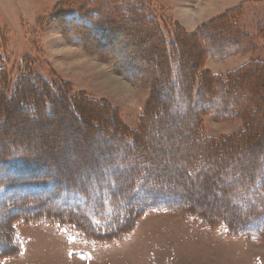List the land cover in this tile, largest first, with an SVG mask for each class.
<instances>
[{"label":"rangeland","instance_id":"rangeland-1","mask_svg":"<svg viewBox=\"0 0 264 264\" xmlns=\"http://www.w3.org/2000/svg\"><path fill=\"white\" fill-rule=\"evenodd\" d=\"M127 8L144 11L160 20L161 29L176 35L184 81L189 79L188 72L206 86L212 83V75L229 77L232 82L252 86L244 90L248 96L257 80L264 78V0H0V92L12 95L28 69L33 77L64 85L78 109L75 114L65 101L53 99V109L60 112L50 118V113L42 110L45 116L34 118L22 104L4 100L0 104V150L22 147L38 154L33 172L42 173L44 179L56 173L81 186L91 193V206L114 185L123 187L135 175L148 181L150 191L137 196L116 193L121 197L120 208L158 200L166 187L172 191V199L186 203L182 210H142L130 232L111 242L87 239L82 232L51 220L18 221L14 234L18 253L0 257V264H264V221L255 220L247 232L237 236L221 221L222 215L229 213L237 225L240 223L242 214L235 211L228 197L231 181L239 177L241 166L247 170L264 155V114L259 102L251 99L249 113L255 106L259 111L256 126L261 129L254 141H261V146L236 152L227 168H219L216 174L207 172L203 181L199 177L184 180V155L193 151L190 123H185L183 112L186 102L181 94L170 93L172 81L165 75L170 73L168 60L162 39L154 34L155 27L144 23L145 19H126ZM91 22L99 29L114 24L120 31H111L106 40L109 44L103 46L105 42ZM84 28H90V33ZM209 36L217 38L216 45L210 44ZM126 76L158 83L154 88L155 113L160 127L149 123L154 130L139 144L115 139L112 133L121 134L118 126L123 124L131 129L141 127L153 104L149 82L134 83ZM259 92L263 96V90ZM166 93L169 95L164 97ZM204 96L201 94L197 113L206 137L232 140L248 132L242 116L219 120L209 114L208 95ZM146 155L152 157L150 162L143 159ZM154 177L162 184L153 181ZM4 179L0 175V181ZM249 204L257 206L250 199ZM33 207L15 212H37ZM98 208L110 213L103 206ZM208 213L209 223L215 225L212 228L200 220ZM129 226L128 222L124 230Z\"/></svg>","mask_w":264,"mask_h":264},{"label":"trees","instance_id":"trees-1","mask_svg":"<svg viewBox=\"0 0 264 264\" xmlns=\"http://www.w3.org/2000/svg\"><path fill=\"white\" fill-rule=\"evenodd\" d=\"M125 12L126 14L124 17L126 19L130 21V17L132 20L145 19L143 20L144 23L147 21L152 27H155H153L155 30L154 34H156L160 40L162 39L161 41H163L165 47L166 54L162 53L160 49L161 55L164 57L165 54L168 60L167 67H169L170 73L167 72L165 75L172 81L170 93L181 94L182 99L186 102L184 107L185 111L183 110V112L186 114L185 123H190V126H188V135L191 137L190 146L193 151L184 155L186 160V163L182 166L184 180L188 181L199 177L201 181H203L207 172L216 174L221 169L227 168L232 156L235 155L236 152L239 153L240 150H249L250 148H252V151L258 149L261 146L259 144H262V142L258 141V144H255L254 139L257 134L256 132L261 129L256 126L259 111L255 106V109H252L253 113H249V103H251V99H253L254 102H259L261 115L264 114V78H259L257 80L254 84V91L248 96L246 93L244 94V90H250L252 86L243 85L238 81L232 82L229 77L223 79L220 75H212V83L206 86L203 81L194 77L192 72H188L189 79L184 81L185 73L181 69L176 35L172 32L169 34L165 32L164 29L159 27L158 23L160 20L152 16H147L142 10H135L132 12L131 9L127 8ZM81 24L82 26L87 25L85 23ZM90 25L91 28L99 30L98 37L101 41L105 42L103 44L101 43L103 46L104 44L105 46L109 44L106 40H108V35H110L111 31H120V29L114 28V24L110 23L107 25H111L113 30H111L112 27H109V29H99L96 26L97 24L93 22H91ZM85 30H87V32H85ZM228 30L234 35L231 28ZM83 31L87 34L90 33L91 29L84 28ZM208 39L211 45H216L218 42L215 36H209ZM160 47H162V45ZM154 52L156 51L154 50ZM215 55L220 56L221 54L215 53ZM176 69H178V72L174 77V70L176 71ZM25 71L26 73L22 74V78L19 79L15 87V92H13L12 95L8 94L7 96V94L0 92V104L4 102V100L22 104L26 110L28 109L27 113L29 112L30 116L34 118L45 116L42 110H47L51 115L49 117L52 118L55 114L57 115L60 112L58 109H53V99H55L58 103L62 104L65 101L64 105L68 107L70 111L75 114L78 113V109L74 106V102L70 95L67 94L64 85L59 82L51 84V82L47 80L33 77L30 75L28 69H25ZM126 78L134 83L138 82L144 84L149 82L153 96V104L150 106L149 111L144 114L140 123L141 127L138 129H131L126 124H123L124 126L122 125V127L118 126L121 134H117L114 130L112 131L115 139L122 141L126 140L125 142L128 141L135 144L141 141L144 142V138L148 137V132L154 130L149 126V123L154 122L157 127H160V120H158V115L155 113L156 98L154 88L158 83L150 79L134 80V78H128L127 76ZM260 89L263 90V96L262 93L259 92ZM235 92L237 93L236 95ZM5 93H7L6 90ZM183 94L185 98H183ZM201 94L203 97H205V94L208 95L206 98L209 114L219 120L242 116L246 119L248 132L232 140H228L227 138L219 140L206 137L198 117L199 114L197 113ZM168 95L169 93H166L164 97ZM24 100H27L29 103L24 104ZM216 102L220 103L218 107L214 106ZM251 104H253V102ZM29 105H31V108H29ZM52 112H54V114ZM162 114H164L163 116L167 115L164 108L162 109ZM159 131V128L155 130V140L159 138ZM263 139L264 134L262 140ZM151 158L150 155L143 157V159H146L148 162H150ZM38 160V154L34 155L22 147L12 151L7 149L0 150V175L5 177L4 180L0 181V211L2 212H0V257L2 258L18 253L17 240L14 235L15 225L18 221L30 224L38 223L41 220H51L82 232L87 239L99 242H111L120 240L126 235L125 233L130 232L133 221L137 218V215L141 214L142 210L156 208L181 209L184 207L183 204H186L172 199L170 195L172 191H170V188L166 187L167 189L164 192L160 191L158 200L145 202L140 204V206H132L128 209L120 208L118 206V200L121 199V197H118L116 193L121 196L122 192H127L129 195L137 196V194H140L142 191H150L151 185L148 181H146L143 176L139 177L135 175L129 177L123 187L119 188L114 185V188H112L113 190H107L104 195L96 199L91 206L88 202L91 193L82 189L81 186L76 185L74 182L64 181V179H61V176H55L56 173L53 174L54 176H52V178L44 179L42 173L33 172L32 169H35ZM248 163L250 164V162ZM241 167V171L239 169V177H234L231 181L232 191L228 194V197L231 199V205L235 208V211L242 214L240 223L237 225V219H234V216L229 213L222 215V219L225 221L221 220L227 223L230 232H232L234 236H237L239 232H247V227L251 224H255V220L264 221V155L260 158V163H256L255 165L250 164L247 170H242ZM155 170H157V168H155ZM144 174L148 176V173ZM152 180L159 183L160 179L158 180L154 177ZM174 181L177 182V179ZM159 184H162V182ZM100 191L101 189L99 188V192ZM44 193L51 196V198L49 196V199L43 198ZM46 199L49 200L48 206H44L43 204L47 201ZM249 199L255 201L257 206H250ZM29 202H32V204L29 205ZM34 205L38 208V211L35 213L15 212L19 211L21 208H34ZM98 206H103L105 209L109 210L110 213L106 214L101 212L102 210L101 208L99 209ZM139 209H141V211ZM200 220L203 222L207 221L211 228L215 226L209 223L211 220L209 213L207 217L202 216ZM128 222L130 226L128 229L124 230ZM232 222L235 227L234 230V227H231Z\"/></svg>","mask_w":264,"mask_h":264}]
</instances>
